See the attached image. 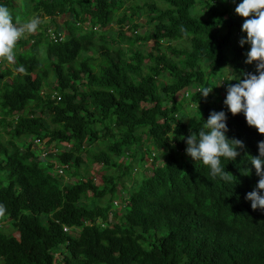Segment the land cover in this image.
Here are the masks:
<instances>
[{
  "label": "trees",
  "instance_id": "16d2710c",
  "mask_svg": "<svg viewBox=\"0 0 264 264\" xmlns=\"http://www.w3.org/2000/svg\"><path fill=\"white\" fill-rule=\"evenodd\" d=\"M162 1L144 8L132 0H19L17 10L15 0H0L14 22L41 20L0 66V264H264V211L245 199L259 180L245 162L259 154L264 134L228 112L229 82L223 98L197 93L229 65L258 74L255 62L245 63L250 45L239 43L247 18L234 11L240 0ZM140 11L151 32L139 33ZM57 17L61 42L44 22L57 34ZM185 101L196 110L183 119ZM221 110L227 136L245 144L225 166L233 183L213 181L185 152L186 138ZM35 140L69 147L54 161L71 182L41 162ZM95 164L103 168L92 176ZM135 165L143 174L129 189L123 181L135 182Z\"/></svg>",
  "mask_w": 264,
  "mask_h": 264
},
{
  "label": "clouds",
  "instance_id": "9594fccd",
  "mask_svg": "<svg viewBox=\"0 0 264 264\" xmlns=\"http://www.w3.org/2000/svg\"><path fill=\"white\" fill-rule=\"evenodd\" d=\"M232 2L235 3L236 0H232ZM234 11L239 16L247 18L241 28L246 36H242L239 43L242 47L245 44L250 45V49L246 53L245 63L252 64L255 62L256 73L258 74L250 72L237 74L227 67L228 71L222 72L216 77L215 86H221L225 82H229L226 88V98L223 101L228 112L232 115L243 113L247 124L255 127L259 133L264 134V0H240ZM40 24L39 17L32 18L26 23L14 22L8 7L0 4V60L12 62L17 42L26 35L29 37V35L36 34ZM111 27L116 26L111 25ZM50 28L53 31L55 30L53 25L49 26L48 35ZM83 28L87 30L89 25L85 24ZM128 28L129 26L125 25L123 30L127 31ZM93 29L96 30L97 28L94 27ZM57 34L62 35L58 37L57 41L61 42L65 39L62 26H60ZM18 71L23 72V68H19ZM233 80L236 83H230ZM215 86L204 85L198 89L197 93L207 98ZM179 95H182V93ZM55 96L56 94L52 98ZM197 121L200 124V121ZM228 130L226 112L223 110L212 111L207 120H203V124H200L198 131L193 132L186 138L185 152L195 164L199 162L208 169L209 176L213 181L221 180L225 183H233L234 180L237 182L236 177L226 171L225 166L230 161H236V158L241 155V151L245 148V144L240 139H230L227 136ZM36 141L35 145L40 149V159L54 163L55 174L60 179L64 178L65 175L57 174L58 168L61 167L56 165L54 159H56L58 152L69 147L53 144L51 147L46 148L45 142L39 140L40 142L36 143ZM48 150L56 152L51 153L46 159L42 158V152ZM258 151L257 156L249 155L245 162L254 167L256 175L259 177L255 189L248 192L245 199L251 201L252 209L264 211V140L258 142ZM245 169L243 173L250 175L251 168L246 167ZM116 205H118V202ZM78 231V228H72L70 232L66 233L75 235Z\"/></svg>",
  "mask_w": 264,
  "mask_h": 264
},
{
  "label": "rangeland",
  "instance_id": "374dc122",
  "mask_svg": "<svg viewBox=\"0 0 264 264\" xmlns=\"http://www.w3.org/2000/svg\"><path fill=\"white\" fill-rule=\"evenodd\" d=\"M132 3H136L137 5H139V6H143L144 8H145V6H144V4L145 3H154V4H156V5H158V6H161L162 7V5H163V1L162 0H132ZM201 2L200 1H198L197 2V7H199V4H200ZM14 4H15V7L17 8V10H19L20 9V7H21V4H22V2L20 3L19 2V0H15V2H14ZM230 4H234L232 1H230ZM128 5V4H127ZM205 12V10H202L201 11V13H204ZM16 17L17 18H20V16H19V14H17L16 15ZM147 19H148V17H147V13H145L144 11H140V13L135 17V21L139 24V26H140V32L139 33H141V34H144L145 32H148V31H152V28H153V25H150L149 23H147ZM44 22L46 23V24H48V26H51V25H53V24H55V23H53V22H51V20H48V18H45L44 19ZM59 24L60 26H62V24H63V17H57V19H56V24ZM64 28V27H63ZM113 31H111L112 32V35H111V37L112 38H115V37H117V35H118V33L116 32V27H113ZM110 37V38H111ZM152 44L153 43H150V44H148L147 46H146V50L147 51H150V48L152 47ZM174 45H179L180 43L179 42H174L173 43ZM41 53H43V54H46V51H45V48L44 47H42L41 49ZM178 57H176V59H177ZM205 64H207V62L205 63ZM228 68H230V69H232L233 70V68L229 65V66H227ZM225 68V72L226 71H228V68ZM1 68V67H0ZM165 77H167V73H165V75H164V77L163 78H165ZM163 78H161V81H163V80H165V79H163ZM168 79V78H167ZM8 82H11L10 80H8V79H6ZM213 82L216 84V82H217V80H216V77L214 78V80H213ZM225 84V83H224ZM224 84L223 85H221V86H216V91H214V90H212L211 91V93L212 94H214L216 97H220V98H223V97H225L224 96V94L221 92V87L222 86H224ZM43 92H44V90H43ZM195 110H196V108H195V106L194 105H192V104H190L188 101H185L184 102V104H183V108H182V114L180 115V117L181 118H183L184 119V116L183 115H185V114H187V115H193L194 114V112H195ZM44 118L47 120L48 119V113H46L45 115H44ZM186 121H191V119L190 118H186ZM144 147H145V145H144ZM34 150H36V151H38V152H40V149L38 148V146H36V145H34ZM23 150V149H22ZM141 150H142V148H141ZM121 160H123V159H121ZM131 161V160H130ZM161 161H162V157H158V160H157V165L158 164H161ZM43 164H45V160H42L41 161ZM150 163H151V161H150V158L148 157V156H145V159H144V167H147V165L149 164L150 165ZM139 165H141L140 163H139ZM148 165V166H149ZM142 166V165H141ZM90 168V170L92 171L91 172V175L92 176H94V173L95 172H97V171H100L103 167H102V165H93V166H90L89 167ZM150 168V167H149ZM135 169H136V171L135 172H133L131 175L132 176H134L132 179H134V181L135 182H128V177L127 178H125V180L123 181V184H124V186H126V187H128L129 189H131V188H133V187H136V180H139V179H141L142 178V174H143V172H142V169L141 168H139L137 165H135ZM54 170V169H53ZM148 172V171H147ZM110 173L112 174L113 172H111L110 171ZM113 174H116V175H119V174H121V172H120V170H115L114 171V173ZM149 174H150V172H149ZM66 177V178H65ZM65 177L64 178H61L62 179V182H71L72 181V179H71V177H70V174L67 172V171H65ZM96 178V177H95ZM65 179V180H64ZM131 181V180H130ZM119 192H120V196L121 197H127V195L126 194H124V191H122V189H119ZM121 201H122V199L121 198H118V205L119 206H117L116 208H115V210L116 209H119V210H122V207L120 208V206L122 205V203H121ZM117 214H118V216L120 215L119 214V212L117 211ZM114 221H116L115 219H114ZM7 223V222H6Z\"/></svg>",
  "mask_w": 264,
  "mask_h": 264
},
{
  "label": "built area",
  "instance_id": "2783aa9c",
  "mask_svg": "<svg viewBox=\"0 0 264 264\" xmlns=\"http://www.w3.org/2000/svg\"><path fill=\"white\" fill-rule=\"evenodd\" d=\"M35 34V33H34ZM59 36H62L61 34H55L54 33V31H53V29L52 28H50V30H49V37L52 39V40H54V41H57V39H58V37ZM28 37V35H26L24 38H27ZM21 40V39H20ZM19 40V41H20ZM18 41V42H19ZM2 64H4V61L3 60H0V66L2 65ZM40 141L39 140H37L36 141V143H39ZM54 152H56V151H50V150H48V151H43L42 152V154H41V156H42V158H44V159H46V158H48L49 157V155L51 154V153H54ZM57 174L58 175H64V169H62V168H58V170H57ZM115 204H117V202L115 203ZM70 228H68V227H64V231L65 232H70Z\"/></svg>",
  "mask_w": 264,
  "mask_h": 264
}]
</instances>
